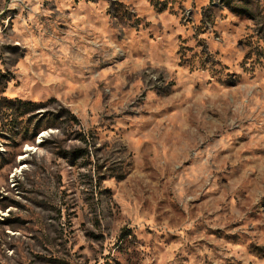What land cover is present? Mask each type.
I'll return each mask as SVG.
<instances>
[{"label": "rangeland", "instance_id": "1", "mask_svg": "<svg viewBox=\"0 0 264 264\" xmlns=\"http://www.w3.org/2000/svg\"><path fill=\"white\" fill-rule=\"evenodd\" d=\"M0 264H264V0H0Z\"/></svg>", "mask_w": 264, "mask_h": 264}, {"label": "trees", "instance_id": "2", "mask_svg": "<svg viewBox=\"0 0 264 264\" xmlns=\"http://www.w3.org/2000/svg\"><path fill=\"white\" fill-rule=\"evenodd\" d=\"M18 103L20 105V107H23V108H29L31 105V103L29 101H26V100H18Z\"/></svg>", "mask_w": 264, "mask_h": 264}]
</instances>
